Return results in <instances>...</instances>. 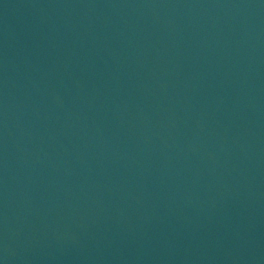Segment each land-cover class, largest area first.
<instances>
[{
	"label": "water",
	"instance_id": "water-1",
	"mask_svg": "<svg viewBox=\"0 0 264 264\" xmlns=\"http://www.w3.org/2000/svg\"><path fill=\"white\" fill-rule=\"evenodd\" d=\"M0 264H264V0H0Z\"/></svg>",
	"mask_w": 264,
	"mask_h": 264
}]
</instances>
